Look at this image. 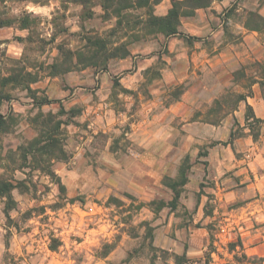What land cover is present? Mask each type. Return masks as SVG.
<instances>
[{
	"label": "rangeland",
	"instance_id": "374dc122",
	"mask_svg": "<svg viewBox=\"0 0 264 264\" xmlns=\"http://www.w3.org/2000/svg\"><path fill=\"white\" fill-rule=\"evenodd\" d=\"M114 2L0 0V113L13 117L0 175L27 185L8 216L0 198V264H264V190L260 203L243 198L250 168L264 170V0H212L173 35L136 0ZM150 6L163 16L171 2ZM27 84L69 119L65 159L42 155V171L18 147L59 104L34 106ZM182 162L172 206L164 183Z\"/></svg>",
	"mask_w": 264,
	"mask_h": 264
},
{
	"label": "trees",
	"instance_id": "16d2710c",
	"mask_svg": "<svg viewBox=\"0 0 264 264\" xmlns=\"http://www.w3.org/2000/svg\"><path fill=\"white\" fill-rule=\"evenodd\" d=\"M72 1H78L83 2L84 0H72ZM108 2H113L117 4L118 7H116V11H120V8H125L130 6V3L128 0H105ZM123 1V5H122ZM160 0H136V5L138 7H143L145 9H148L149 11L146 13L149 16V26L155 27L156 31L165 34V35H173L178 32V25H179V19L183 16H190L194 13V10L201 7H207L209 6L210 2L212 0H170L171 6L168 9L167 13L163 16H156L153 13L150 12L151 4H156ZM111 5V4H110ZM121 5V7H119ZM252 14V13H250ZM260 19H263L260 15L258 16ZM10 24V20L7 18L0 19V27L6 26ZM26 24V23H24ZM253 30H259L258 27L250 28ZM28 74V73H27ZM29 75V74H28ZM3 79L8 80V77H3ZM14 82L15 79H13ZM36 81L34 78L31 77L30 80L21 81L22 83L28 82H34ZM25 88L27 89V92L30 94V97L32 99V104L36 107H41L44 104H52V103H58L59 109L57 114H52L50 112L43 114L41 111H39L34 117L31 118L30 122L35 125V128L37 130V134L35 137L30 139L26 144L25 147L19 146L18 149L21 150L19 159L26 160L27 157H30V163L32 168L38 169L42 171V155H46L47 157H52L56 160L58 159H65L66 152L63 147V138L60 139L57 137L58 133L60 132V127L68 124V120H62V119H56L58 115L60 114H66L67 111L64 110L61 101L59 99H49L46 97V95L37 96L36 93L38 92L37 89H31L29 87V84L25 85ZM10 96L6 93H3L0 90V105L3 100H8ZM246 95L239 94L237 96V102L241 100H245ZM246 107L248 109V112L245 114V120L248 122L249 130L252 134V137L257 139L259 131L256 130L257 126L256 123H260L261 119L258 117H255L252 108L250 105L246 104ZM43 117V118H42ZM39 118L40 122L38 123L37 119ZM252 119L251 121L249 119ZM53 121V124L46 128L45 124H48ZM13 123V117H11V111H8L7 114H1L0 113V133H8L10 131V126ZM231 135V134H230ZM231 137V136H230ZM7 158L9 159V162H14L13 155H8ZM47 162L49 160L47 159ZM6 167V168H5ZM22 167L21 164H18L17 167H11L4 166V169L6 171H14L16 169H20ZM8 168V169H7ZM189 166L185 164V162H182L180 164L178 173L174 179L168 177V180L164 183L166 186H168L172 193V199L171 203L172 206L175 205V202L178 200L180 195V187L183 186L188 181V170ZM47 172L48 174H52V171L49 168V165H47ZM25 181H16L13 178V175H7L2 173L0 175V198H4V213L7 215V211L13 207L14 199L12 197V190L17 187L26 188ZM62 188V186H61ZM8 216V215H7ZM51 246V245H50Z\"/></svg>",
	"mask_w": 264,
	"mask_h": 264
},
{
	"label": "crops",
	"instance_id": "0c3cea01",
	"mask_svg": "<svg viewBox=\"0 0 264 264\" xmlns=\"http://www.w3.org/2000/svg\"><path fill=\"white\" fill-rule=\"evenodd\" d=\"M250 173H252L251 176L248 177L249 182L245 184L246 188H252V190H250V194H248L247 196H244L243 198H247V201L245 203H260L262 200V195L259 194V196H255L257 192H262V189L264 190V186H262L260 183H264V170L261 169H257V167L255 168H250ZM237 172H242V169H237ZM245 180V179H244ZM244 180H241L240 182H245ZM249 191V190H248ZM233 193L239 192L240 190H232ZM238 194V193H236ZM235 194V195H236ZM253 194V195H251ZM241 197L238 196V200ZM243 200V199H240ZM263 201V200H262Z\"/></svg>",
	"mask_w": 264,
	"mask_h": 264
}]
</instances>
